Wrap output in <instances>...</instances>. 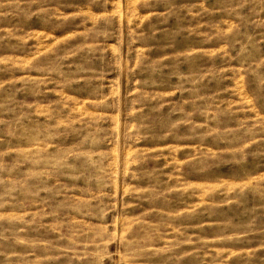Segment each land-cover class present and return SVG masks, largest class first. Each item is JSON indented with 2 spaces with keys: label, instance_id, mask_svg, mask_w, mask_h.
I'll list each match as a JSON object with an SVG mask.
<instances>
[{
  "label": "rangeland",
  "instance_id": "374dc122",
  "mask_svg": "<svg viewBox=\"0 0 264 264\" xmlns=\"http://www.w3.org/2000/svg\"><path fill=\"white\" fill-rule=\"evenodd\" d=\"M0 264H264V0H0Z\"/></svg>",
  "mask_w": 264,
  "mask_h": 264
}]
</instances>
